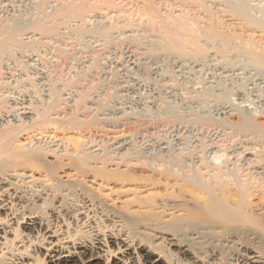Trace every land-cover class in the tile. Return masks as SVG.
I'll list each match as a JSON object with an SVG mask.
<instances>
[{"label": "rangeland", "instance_id": "rangeland-1", "mask_svg": "<svg viewBox=\"0 0 264 264\" xmlns=\"http://www.w3.org/2000/svg\"><path fill=\"white\" fill-rule=\"evenodd\" d=\"M12 1H13V3H12ZM41 1L42 0H38V1L37 0H22V2H21V0H8V1L7 0H0V13H2V14H0V30L2 29L0 32H2L3 30H4L3 32L8 31L10 29V26L13 25L12 23H14L15 19H17L16 21L18 23L22 20L20 22L21 28L19 31L22 33L18 32V35H16L17 39H14V40L12 39L14 42L9 41V43H8L9 45L5 47L2 54L0 53V60H1L0 61V63H1L0 64L1 65L0 66V72H1V70L3 72V73L2 72L0 73V106H5V108L2 107V109H5L4 110L5 112H7L6 110H8V111L10 110V112H7L10 114L11 111H12V113L14 111H18L19 110L18 107L20 106V105L15 106L13 104L11 105L13 100L16 99L15 101L16 102L18 101L19 103H21L22 102L21 100H23L26 102L24 104V107H27L30 104L31 106H28V107L33 108L32 111L35 112V114L33 115L34 117L32 119L33 121L31 120L32 122H28V121L26 122L25 120L19 118L16 121L14 120V121L10 122L9 124L4 123V125L1 127L2 131H6V132L8 131V133H9V130H10V132L12 131V133H13L11 135V137L14 136V138L9 143L11 146L8 144L12 148H9V149H11V150L13 149L14 151L20 150L21 152L22 151L24 152L25 149L29 150V148L32 150H33V148L35 150L39 149L38 151L41 153V155L43 157V161H45V162H47L48 160H54V158H62V157L73 158L77 161H80L82 159H88V161L90 162L89 165L92 164L91 167L98 164L97 165V167H99L98 170L102 171L106 175V177L103 178L104 180H102L101 177L100 178L98 177L95 184L94 183H86L85 184L84 182L82 183V180L80 178L79 179L77 177L75 178L74 175H72V171L75 169V165L69 166L70 167L69 169H65V170L63 169L65 172L64 174L66 175L69 173V175H66L67 178L65 175H62V176H65L64 178H62V180H66L64 183L65 186L72 189V191H66V189H64L65 187L64 188L62 187L63 189L60 187V189H62V191H60V192L64 195L62 197L64 202H66V204L69 202V204H67L68 208L70 206V209H71V206L74 204L75 205L72 206V208L76 207V204L78 203V200H77L78 195L75 192H78V191H76L77 189H81L83 191V193H85L87 196H89V197L93 196V198H95L94 200L96 202V205H98L100 207V208H98V211L99 212L102 211V214H98V216H96L95 218H92V219L90 218L88 220L85 218L81 222L80 220L83 218L84 215L80 214V215L75 216V218H73L71 220V222L70 221H69V223L65 222V224L67 226L61 225V230H63V231L67 230V234L72 236V237L68 238L69 241L75 242L79 238L80 239H90V237H93V234H94L93 232H94L95 228L96 229L102 228L101 233H103V235H110V233L112 231L116 232L118 230V228H120L121 232L122 231H124L123 233L128 232L127 234H129L130 236L132 235V236H135L137 238V240L139 239L138 242H141V241L143 243L144 242L149 243L150 241L157 242L155 240V238L153 237V233H151V231H149V229H148L149 228L148 225H150L151 222L147 221V219H144L145 216H147V215L143 216L145 214L144 211L146 209L140 205H137V202L134 201V197H135L134 194L138 191L133 193L134 192L133 190H136L137 188H138L137 190H139V191L141 190V188H143L142 190H144L146 185L149 184V182L148 181L146 182V180L144 179V177H146V176L142 177L143 173L141 174L142 176H140V178H138L139 177L138 176L136 179H133V178L131 179L130 174H132V173L128 172V170H130L131 168L132 169L133 168L134 169H140V170H144V172L147 174V173L153 172V170H155V167L160 169L161 166L158 167V165H156V163L159 164L158 158H160L158 151H157L158 149H156V147L162 143L165 145L170 144V143L174 144L175 142H177L180 139H182V140H180L179 142L180 143L183 142L182 143L183 145L181 146L183 151L181 154H178V153L175 154L179 158L181 156H184L185 154H187L185 156H188L189 152L190 153L192 152L196 157H198L200 159V157H202L203 156L202 154L204 153L203 149L205 148V146L207 144L211 143L210 142L211 140L213 142L215 140L217 141V143H216V141L214 142L215 147H218V148L222 147L223 149L228 147V146L230 148L231 145L235 144V142L237 143V142H240V140H242L243 143L238 144L239 148L241 149L240 151L243 152L246 148H249V147H245V146H248L247 142L250 141L249 139H251L252 141L256 140V139H252V136H250V138L244 137L245 139L243 137H241V139L239 140L240 137H238V135L235 133L237 131H234V133H235V135H234V133H233V131H231L232 129L230 127L226 129L227 131L225 129H223L222 127H218V128H220L218 131L217 126L215 125L216 123L213 122L214 120L216 121L215 117L216 118L218 117L221 120H223V118H224L223 121H226V123H225L226 126L227 125L228 126L229 125L235 126L238 124L240 125V123H242V122H240V120L237 117L235 118V116L233 117V116L228 115L229 117H227V115H225V117L224 116L219 117V115H217L215 112H212L211 108H212V105L214 104V100L212 101L211 95L215 92H216V94L220 93L219 96H222L221 99L224 100L225 102H228V100H230V102H228V103L233 104V106L235 105L234 107H236V108L239 107L240 109L241 108L244 109L247 107L249 110H251V113L253 112V116L257 117L260 115L258 111L262 110L261 107L264 108V106H262L261 104H259L257 102V99H255L256 97L254 95H250V96L248 95V97L245 96L244 100L240 99V97H239L240 95H237L241 91H243L244 87L247 88V85L249 87V83L251 82V80H248V79H253L250 76H258V74L257 75H254V74L251 75V73H247V75H245V78L243 79L244 74H246L245 72H247V71H242V72L239 71V74H238V71H236L237 73H235V71H234L233 74H235L236 76L238 74V77H235V75H233L232 72H230L232 75L229 74V76H233L235 78L232 79V78L227 77L230 79L229 80V79H226V77L224 78V76H226V75L228 76V72H227V74H224V73L222 74V72L225 71V69H222V68L224 65L229 64L230 62L232 63V61H233V64L237 63V61L239 60L238 58L243 56L241 59L242 60L244 59V60L242 61L240 59L239 62L241 61L244 64H246V66H248V67L251 66L252 68H253V66H254V68L256 66V68H258V70H260V72L262 71L261 72L262 74H260V75L264 76V62L262 65V64H260L262 61L261 62L258 61L259 64L257 65L256 64L257 61L249 59L250 57H247L248 55L245 56L246 54H248L247 52H245L246 49L245 50L241 49L242 48L241 45L246 46V45H248L249 42H250V45L251 44H253L254 46L257 45V47L255 46V48L257 50H260L259 48L264 49V44H263L264 43V32H262L261 28L258 29L257 27H248V29H247L246 27H244L245 26L244 23H246V22H244V20H242L241 18L236 17V16H235L236 17L235 18L233 15L231 16V14H232L231 12H229L230 14L225 12V9H226V11H229L230 5H228L227 4L228 2L226 3L225 1H224L225 3L221 2L223 0H201V1L200 0H48V1L44 0L42 2ZM202 1H204V2H202ZM229 1L232 3L231 5L234 6L233 3L237 0H229ZM245 1H246L245 2L246 4L249 2L247 5H250L249 8H247V9H250V11H251V9H253V7H254L255 11L253 9V13L255 12L254 14L256 16H259L258 14L261 11H263V13H264V6H263L264 0H245ZM10 3L16 7L15 8L13 6H10V9L12 7L11 12H10V9L7 10V8H9V6L7 7V5L8 4L11 5ZM237 3L239 4L240 1L238 0ZM245 3L243 0H241L240 4L243 5L244 7H248L247 5L245 6ZM253 3H256V4H253ZM81 4L83 7L86 6V8L88 6H90L87 9L88 11L86 10V8L85 9L83 8L84 12L86 11L85 13L82 12L83 10L81 11V13L84 17H81V14L78 13L80 16H78V18H75L74 14L73 15L70 14V13H72V12H70L72 10L71 8H70L71 10L68 9L70 12L69 13L70 15L67 13L68 12L67 8L69 6H72V7L74 6V8H75L78 6L80 7ZM257 4H258L259 8L257 7ZM75 5H78V6H75ZM260 5L263 7V9L261 11H259L262 8ZM39 6H40V8H39ZM197 6H199V7H197ZM202 7H204V8H202ZM206 8L209 9V11ZM5 9L7 10V12ZM15 9H17V10L19 9V10L17 11ZM60 9L64 12V13H62V15H61ZM213 9H214V11H213ZM256 9H259V10L256 11ZM13 10L16 12H14ZM210 10H211L212 14L208 13V12H210ZM42 12H44V13H42ZM40 13H42V14H40ZM65 13H67V14H65ZM213 13H214V15L215 14L216 15L212 17ZM253 13H252V15H253ZM10 14H12V16ZM46 14H47V16H46ZM75 15H77V14H75ZM255 15H253V16H255ZM263 15H262V13H260L261 17H264ZM43 16H46V17H43ZM61 16H62V18H60ZM48 17L51 18V20ZM73 17H74V19H73ZM79 17L83 18V20L80 19ZM85 17H86V19H85ZM211 17L213 19H211ZM24 18H26V19H24ZM11 19L14 21H12ZM91 19H93L92 21H94V20L95 21L92 23ZM223 19H225V20H223ZM256 19H259V22H260V18L256 17ZM175 20H177V21L175 22ZM57 21H59V22H57ZM180 21H183V22L180 23ZM261 21H263V18L261 19ZM26 22L28 24H25ZM29 22H31V23H29ZM95 22H96V25H95ZM185 22L186 23L188 22L189 25H187L188 23L186 24ZM263 22H260V23H263ZM127 23H129V24H127ZM164 23H165V26L168 25V26H170V28L173 27L174 29H177L183 23H185L188 27L191 25L190 29L189 28L187 29V26L185 25L186 26L185 28L188 30V32H186L185 34H180V36H179L180 39L177 36V34H174V38L172 36L173 39L171 38V40H174L177 38L179 40V42H178V40H176L177 43L174 40V42L176 44H173L171 42L175 48L170 46V43L168 41L169 38H167V37H170L171 35L167 36V32L165 31L166 30L165 27L164 26L160 27ZM22 24L24 27L22 26ZM123 24H125V25H123ZM198 25L200 28H203V29H206V28L209 29L210 28L209 26H211V25H212L211 27L215 26V28L217 27L216 30L221 32V33L222 32L223 33H225V32L230 33L232 28H235L237 33H240V34L244 31L242 34V36H243L242 41L244 44L242 43V41L239 42L240 40H235L234 43L236 41H238V42H236L233 46H236V44H240L239 46L237 45L239 47V52H238V50H236L237 49V46H236L234 51H233V48H231L232 50H230V52H229L230 54H229L228 52L221 51V50H223L222 48L224 47L222 45L224 42L221 40V38L218 40L219 41V45H218V41L216 40L217 38L214 41H212L206 36V37H204L205 38V40H204V38H203L204 35H203L202 37H200L201 39H199V41L202 42V45L205 43L206 48H204L203 47L204 45H203L202 47H200V48H202L201 50L200 49H199V51L194 50V49H197V47H199V46L196 47L195 46L196 44L193 46H192V44H189L190 46H187L188 44L186 45V43L189 41L186 40V38L189 40L191 39L189 31L192 32L191 29L194 30L195 28L196 29L194 31H197L199 28ZM26 26H28V27H26ZM41 26L44 28H42ZM119 27H120V29H119ZM243 27L245 29H243ZM22 28H23V30L25 29L24 32H23ZM47 28H49V29H47ZM104 28H106V29H104ZM180 28H182V26ZM180 28H178V29H180ZM47 30H49V31L52 30V31L48 32ZM161 30H163V31L161 32ZM175 32H177V31H175ZM183 36H185V37H183ZM181 37H183V40L185 38V41H182ZM18 38H20V39H18ZM244 39H245V41H244ZM180 40H181V43L185 42L184 46L186 45L187 48H189V50H187V48L184 47L180 43ZM252 42H254V43H252ZM164 43H166V44H164ZM178 43H179V47H177ZM196 43H198V42H196ZM206 43H208L211 47H214V45L217 47L211 48V47H209V45H206ZM199 45L201 46V44H199ZM184 48H186V50H183ZM172 49L174 51H172ZM203 49L205 52L203 51ZM212 49H213V51H212ZM37 51H40V52H37ZM193 51H195V52L193 53ZM196 51L198 52V54L196 53ZM215 51L219 54H217ZM241 51H242V53H241ZM232 52H233V54H232ZM186 53H187V55H186ZM188 53H190V54H188ZM214 53H216V54H214ZM226 54L229 55V59L227 58L228 56ZM163 55H165V56H163ZM239 55H241V56H239ZM185 56H187V57H185ZM189 56H191V57H189ZM244 56L247 58H244ZM36 57H37V59H36ZM224 57L227 59H225ZM93 58H94V60H93ZM189 58H191V60ZM199 59H201V61ZM203 59H205V60H203ZM216 59L219 61H216ZM234 59H236L235 63H234ZM181 60L184 62V64L183 63L180 64V62H182ZM221 60H222V62H221ZM225 60H227V61H225ZM25 61H26V63H25ZM193 61H195V62H193ZM252 61L253 62L255 61V62L253 63ZM251 62H252V64H251ZM248 63H250V64H248ZM178 64L180 66L183 64L182 65L183 67L181 66V69H180V66L178 67ZM110 65L111 66L113 65L112 68H110L111 67ZM236 65H238V64H236ZM240 65H242V64H240ZM140 66H141V68H140ZM161 66H163V68ZM234 68H238V67H234ZM234 68H232V69H234ZM220 71H221V73H219ZM252 72L254 73V71H252ZM46 73L48 74V76ZM9 75L11 78L9 77ZM197 75H198V77H197ZM3 76H8L9 79H11V80H7L8 78L5 79ZM246 76H247V78L248 77L249 78L247 79ZM144 77H145V79H143ZM219 77H221V79L223 77L224 80L223 79L222 80L224 82ZM225 79L227 81H225ZM231 79H232V81H231ZM217 80L219 81V83L217 82ZM247 81H249L248 84H247ZM179 82H180L181 86H180ZM214 82L215 83L217 82V83L214 84ZM245 82H246V84H245ZM14 83H15V85H18V87H16L14 85ZM121 83L123 85H127V86L130 85L131 87H129V89H128L129 91L128 90L126 91L125 90L126 88L122 87L123 85L121 86ZM232 83H234L233 84L234 88H232L233 87ZM240 83H242V84H240ZM223 84L226 87H224ZM194 85H195V87H194ZM217 85L218 86L221 85L220 87H222V88H220V89H222L224 93L218 91ZM12 86H14V87H12ZM166 87H167V89H166ZM223 88L225 89V91ZM228 88H230L231 90ZM159 90H160V92H159ZM188 90H189V92H188ZM228 90H229V92H228ZM238 91H239V93H238ZM9 93H11L12 98L10 97ZM52 93H54L55 95ZM141 93H143V94H141ZM161 93H162V95H161ZM134 95L136 96V98ZM196 95H197V97H196ZM184 96L185 97L187 96V97L185 98ZM205 96H206V98H205ZM226 96H228L229 98ZM209 97H210V99H209ZM150 98H152V99H150ZM248 99H249V103H248ZM245 100H246V102H245ZM180 101L182 102V104L180 103ZM203 101H205V102L203 103ZM9 102H10V104H9ZM121 104H123V105H121ZM203 105H205V106L202 107ZM206 105H209V106H206ZM14 107H15V109H14ZM16 107L18 110H16ZM20 107H22V106H20ZM49 107L50 108L52 107L51 108L52 110L49 112L50 115H48V117L54 123V124H52V123L50 124L51 130L58 127L59 128V129L57 128V130L59 131L58 135L59 136L63 135V137H62V139H61V137L60 138H54L52 140L49 139L51 141H48V140H46L47 138H44V139H42L43 142L40 141L39 142L40 144L39 143L37 144L36 140L27 138V136H29L31 134H27L26 132L28 131V129L30 127L34 128L36 125H37V127H39L41 125L40 122H43V121L39 117L40 113H41V111L42 112H45L46 110L48 111L49 109H47V108H49ZM31 108H30V110H31ZM23 110L20 109L19 112L22 113ZM27 110H29V109H27ZM146 110H148V111H146ZM192 110H193V112H192ZM140 111H142V113ZM168 111H169V115L167 114ZM164 113H166L165 114L166 116L164 115ZM212 113L216 114L215 117L213 116ZM145 114H146V116H144ZM151 114H153V115H151ZM182 114H183V116H182ZM137 115H139V116H137ZM173 116H176V117H173ZM110 117H112V118H110ZM249 117H251V118L249 119ZM247 118H248V122H249V120L254 121V122L250 121L251 125H253V123L256 124L257 121L264 123L263 122L264 117L258 118V120H256V122L254 120L256 118L252 117L250 114L247 115ZM170 120H171V122H170ZM204 120H205V122H204ZM210 120H211V122H210ZM55 122H57L59 124V126ZM31 123H33V124H31ZM39 123H40V125H38ZM79 123H81L82 125ZM211 123H212V126H211ZM227 123H229V124H227ZM12 124L15 126H13ZM10 125H12L13 127L9 129ZM23 125H26V126L24 127ZM78 125H80V126H78ZM213 125H214V127H213ZM218 126H219V124H218ZM21 128L22 129L24 128V129L22 130ZM11 129H14V131ZM221 130L222 131L224 130V131L222 132ZM213 131L215 133L217 132V134H215ZM28 132H30V131H28ZM231 133H233V135ZM178 134L179 135L181 134V135L179 136ZM64 135L66 137L69 135L70 139H71V137L73 138V136L76 138H79V139H77L78 141H76L77 143L78 142L79 143L76 145V142L73 143L74 142L73 139H75V138L71 139V141H70L69 139L64 138L65 137ZM176 137H178V138H176ZM179 137H180V139H179ZM182 137H184V138L186 137V138L184 139ZM31 138H33V137H31ZM167 138H168V140H167ZM124 139H127V141L131 144V145H129L130 148L127 147L128 149L126 148V149H123L124 151L123 150L119 151L115 147H117V143L119 141L124 140ZM169 139L171 142L169 141ZM27 140L28 141L33 140L34 142H32V143L33 144L35 143V144L34 145L31 144V142H28ZM175 140H177V141H175ZM246 140H247V142H246ZM50 142H52V144H53V145L51 144L52 147H50L51 146L49 144ZM245 142H246V144H245ZM12 143H13V145H12ZM28 143H29V145H28ZM54 143H55V145L58 144V146H54ZM21 144H23V145H21ZM189 144H191V145L189 146ZM19 145H20V147H19ZM183 146H184V148H183ZM15 147H17V148H15ZM31 147H33V148H31ZM151 148L152 149L155 148L156 152H155V150H152ZM243 148H245V149H243ZM256 148H257L256 150L255 149L254 150L253 149H251V150L247 149L246 150L247 153H245V151H244L241 154L242 156H244L242 158H241L240 154L232 155L231 158L234 157L233 161H230L229 164L227 163V165L223 164L224 168H225V170H224V168H223V170L226 171V170H228V168H229V170H233V168H234L233 162L235 160L238 161V162H236V163H238V165L245 163L244 169H246L245 170L246 172L243 173L240 170L238 173L240 174L242 172L240 174L241 175L240 180L246 182L248 179L247 178L248 176H246L244 174L248 173V171H249L248 169H250V167L252 168V166L255 165L256 162L259 160V158L262 156L261 152L259 151L261 149V147L257 146ZM149 149H151V150H149ZM182 149L180 148V150H182ZM49 150H50V152H48ZM180 150L178 151L179 153L181 152ZM262 151H264V150H262ZM151 152L153 154H151ZM194 152H196V153H194ZM10 153H11V151H10ZM58 153L62 156L61 157L57 156V155H59ZM9 155L13 156V153L8 154L6 156H9ZM238 155H239V157H236ZM245 156H247L246 159H245ZM8 158L11 159L10 156ZM94 158H96V161ZM150 158L157 159V161L156 160L150 161ZM237 158H238V160H237ZM240 158L242 160V163L240 162L241 161ZM154 161H156V162H154ZM42 164H44V163L41 162V163L36 164V165L27 166L28 168L24 169L25 171H23V170L20 171L21 173L25 172L28 175H32L31 178H28V180H26V181H29L27 183V186L30 185V190H28L29 192L25 193V200L23 199L24 202H23L22 207H21L22 209L20 208L21 205H19V208H20L19 211L20 212L18 214V216H20V217H23L24 213L27 214L26 216L24 215L26 219L24 220L23 223H21V222L19 223V228H18L20 230H23L24 236L21 237V240H25V241H26L25 238H28L29 240L32 241L36 237V230H39V229L41 230V234H38L39 237L42 235V233H44L46 231L45 224H43V225L37 224L34 227L26 226L29 214L35 213L37 211L36 212L37 214L36 213L35 214L38 217L44 218L43 220L46 219L47 221L49 219L52 220V217L51 218L49 217L52 214L51 209H50V207H51L50 205L47 206L46 204H42V202H40L39 204H42L43 206L39 207L38 209L36 208V210H35V208L32 207V205H30V203H29V202H31V199H32L33 193H34L33 191H31V187L37 183L41 184V183L45 182L44 180L46 179V177H45L46 170L44 169V167H46L49 164L45 163L46 165H44V166ZM200 165H202V163L199 162V165H197L196 168L198 169V171L203 170L200 173L204 174V171L206 170V168H204L205 166L203 165L202 168H200L201 169L200 170L198 168V166L201 167ZM213 165H215V164H213ZM228 165H229V167H228ZM248 165H250V166H248ZM21 166L22 165H20V167ZM215 166H213V167H215ZM225 166L228 168L226 169ZM188 168H186V170H185V172L187 171L186 174L187 175L189 173L192 174V171H190V169L187 170ZM239 168H241V166ZM239 168H238V170H239ZM254 171L255 170H252V172H254ZM216 172H218V171L214 170V172L212 171V174H214ZM205 174H206V172H205ZM59 175L61 176V173ZM254 176H256V174L250 178L253 182L255 180ZM205 177L207 179L208 174ZM244 177L246 178V180ZM258 177L259 176H257V178ZM245 182H243V183H245ZM80 184H81V186H80ZM98 184H102V186L101 187L97 186ZM73 189L75 191H73ZM157 190L159 191L160 188H158V187H157V189L151 188L149 191L144 190L140 193L138 192L137 194H138V196L143 197L144 195H147L149 192L152 193V192L157 191ZM72 192H73V195H72ZM74 194L76 195L77 198L75 197ZM28 199H29V202L27 201ZM72 199H76L77 202L72 200ZM133 201H134V203H133ZM252 201H253V203L254 202L257 203V202H259V199L255 197V199L253 198ZM70 202L71 203L76 202V203H73L71 205ZM28 204L30 205L29 208H27ZM24 205H25V207H24ZM23 207H24V209H23ZM31 207H32V209H31ZM21 210H22V212H21ZM95 211H96V208H95ZM134 211H136V212H134ZM156 212H158V211H156ZM90 214L93 215L94 211L90 212ZM158 214L156 213L157 216L155 218H157L159 216ZM109 215H112V216H109ZM108 216L109 217H113V216L116 217L117 216V218L115 220H117L119 222L114 223L112 220L110 221L109 220L110 218H107ZM100 217H101V219H100ZM159 219L160 218L155 219L154 220L155 223L157 222V224L160 225V223H161V225H163L162 219H160V220ZM83 221H85V223H83ZM93 221L97 222V225L92 223ZM89 222H91V224H93V226H95V225L96 226L95 227H89L88 226ZM148 222H149V224H146ZM98 223H99V227H98ZM113 223H114V225H113ZM259 234L261 235L259 237L260 239H258L259 240L258 241L259 246L261 245V247L263 248L264 247V231L259 229ZM48 240H50V239H48ZM48 240H45V241H48ZM18 241H20V240H18ZM21 244L22 243H18L19 246ZM68 244L71 246V242H68L67 245ZM108 246H110L111 249H115V250L117 249L116 245H114L112 243L109 244ZM45 247H46V243L42 244V243L37 242V241L35 242V239H34V241L31 244V247H29L23 253L21 252L22 256L24 254L27 255V258L25 259L24 264H36V260L41 259V255H43V256L45 255L44 254L46 252L44 250ZM42 264H52V263L49 261L48 256H45L44 261H42ZM72 264H86V263L84 262V257L77 255V256H75V261H72ZM100 264H104V262L100 263Z\"/></svg>", "mask_w": 264, "mask_h": 264}, {"label": "bare ground", "instance_id": "bare-ground-1", "mask_svg": "<svg viewBox=\"0 0 264 264\" xmlns=\"http://www.w3.org/2000/svg\"><path fill=\"white\" fill-rule=\"evenodd\" d=\"M8 1V0H7ZM38 1V0H37ZM44 1V0H42ZM41 1V2H42ZM46 1V0H45ZM48 1V0H47ZM201 1V0H200ZM228 2L227 4L230 5L229 6V11L225 12L229 13L231 12V16L233 15L234 17H239L242 20H244L245 26L247 29L248 27H257L258 29H262V32H264V17L260 16V13H262V15L264 14L263 11H261L263 9V7L259 10L261 11L258 15L260 16H256L253 13V9H247L249 8L250 5H247L245 3V6L247 5L248 7H244L243 5H241V0L240 3L238 4L237 1H235L233 4L234 6H232L231 2L228 0H223L221 2ZM22 2V0H21ZM31 2V1H30ZM29 2V3H30ZM204 2V1H202ZM220 2V1H219ZM224 2V3H225ZM254 2V1H253ZM13 3V1H12ZM15 3V2H14ZM20 3V2H19ZM39 3V2H38ZM47 3V2H46ZM49 3V2H48ZM206 3V2H205ZM237 5H236V4ZM259 3V2H258ZM264 3V2H263ZM11 4V3H10ZM21 4V3H20ZM26 4V3H25ZM42 4V3H41ZM44 4V3H43ZM53 4V3H52ZM204 4V3H203ZM226 4V5H227ZM243 4V3H242ZM256 4V3H253ZM16 5V4H15ZM32 5V4H31ZM39 5V4H38ZM47 5V4H46ZM68 5V4H67ZM207 5V4H206ZM9 6V8H7ZM11 5H7V10L10 9ZM18 6V5H17ZM42 6V5H41ZM78 6V5H75ZM92 6V5H91ZM200 6V5H199ZM197 6V7H199ZM256 6V5H255ZM264 6V5H263ZM3 7V6H2ZM15 7V6H13ZM21 7V6H20ZM34 7V6H33ZM67 7V6H66ZM90 6H88L86 8L82 6V4L80 5V7H75L74 6H69L67 8V13L69 14H74L75 18H78V16H80L79 14H81V17H84L81 13V11L83 10V8L86 10L89 8ZM220 7V6H219ZM228 7V6H227ZM257 7L259 8L258 4ZM256 7V8H257ZM16 8V7H15ZM38 8V7H37ZM40 8V6H39ZM53 8V7H52ZM72 10H71V9ZM74 8V9H73ZM95 8V7H94ZM99 8V7H98ZM204 8V7H202ZM252 8V7H251ZM12 9V7H11ZM10 9V12L12 11ZM20 9V8H19ZM18 9V10H19ZM63 9V8H62ZM70 9L71 11L69 12ZM207 9V8H206ZM205 9V10H206ZM222 9V8H221ZM224 9V8H223ZM6 10V9H5ZM6 10V12H7ZM17 10V9H15ZM17 10V11H18ZM40 10V9H39ZM38 10V11H39ZM47 10V9H46ZM61 10V9H60ZM66 10V9H65ZM204 10V9H203ZM209 11V9H207ZM217 10V9H216ZM14 11V10H13ZM21 11V10H20ZM28 11V10H27ZM59 11V10H58ZM88 11V10H87ZM91 11V10H90ZM89 11V12H90ZM214 11V9H213ZM212 11V12H213ZM255 11V9H254ZM258 11V12H259ZM16 12V11H14ZM61 15L62 13H64L62 10L60 11ZM84 12V10L82 11ZM86 12V11H85ZM84 12V13H85ZM224 12V13H225ZM4 13V12H3ZM20 13V12H19ZM31 13V12H30ZM44 13V12H42ZM40 13V14H42ZM46 13V12H45ZM51 13V12H50ZM59 13V12H58ZM57 13V14H58ZM65 13V14H67ZM79 13V14H78ZM206 13V12H205ZM210 14V12H208ZM223 13V14H224ZM255 15L253 16L252 15ZM2 14V13H0ZM14 14V13H13ZM69 14V15H70ZM77 14V15H75ZM88 14V13H87ZM147 14V13H146ZM151 14V13H150ZM209 14V15H210ZM222 14V13H221ZM230 14V13H229ZM7 15V14H6ZM12 16V14H10ZM18 15V14H17ZM21 15V14H20ZM24 15V14H23ZM51 15V14H50ZM71 15V16H72ZM85 15V14H84ZM216 15V14H215ZM214 13L212 15L215 16ZM218 15V14H217ZM29 16V15H28ZM47 16V14H46ZM43 16V17H46ZM55 16V15H54ZM53 16V17H54ZM142 16V15H141ZM264 16V15H263ZM17 17V16H16ZM22 17V16H21ZM25 17V16H24ZM34 17V16H33ZM50 17V16H49ZM48 17V18H49ZM52 17V16H51ZM211 17V19H213ZM235 17V18H236ZM256 17L260 18V23L259 19H256ZM31 18V17H30ZM62 18V16L60 17ZM80 18V17H79ZM152 18V17H151ZM263 18V21H261V19ZM9 19V18H8ZM13 19V18H12ZM11 19V20H12ZM20 19V18H19ZM23 19V18H22ZM26 19V18H24ZM33 19V18H32ZM37 19V18H36ZM45 19V18H44ZM51 20V18H49ZM74 19V17H73ZM83 20V18H80ZM86 19V17H85ZM94 19V18H93ZM91 19V21L93 20ZM159 19V18H158ZM165 19V18H164ZM182 19V18H181ZM17 19L12 20L14 21V23H12L13 25H9L10 29L6 32H0V53L2 54L3 50L5 49L6 46H8L9 41H13L14 39H17L16 35H18V32L20 31V21L19 23L16 21ZM34 20V19H33ZM32 20V21H33ZM56 20V19H55ZM78 20V19H77ZM166 20V19H165ZM225 20V19H223ZM258 20V21H257ZM61 21V20H60ZM81 21V20H80ZM88 21V20H87ZM95 21V20H94ZM92 21V23L94 22ZM154 21V20H153ZM177 20H175L176 22ZM217 21V20H216ZM220 21V20H219ZM11 22V21H10ZM17 22V23H16ZM50 22V21H49ZM59 22V21H57ZM56 22V23H57ZM69 22V21H68ZM162 22V21H161ZM179 22V21H178ZM183 21H180V23ZM214 22V21H213ZM31 23V22H29ZM38 23V22H37ZM44 23V22H43ZM61 23V22H60ZM85 23V22H84ZM186 23V22H185ZM185 23L181 24L182 28L180 29H174L173 27L170 28V26H165V23L163 25H161L160 27H165V31L167 32V36L171 35L168 41L170 43V46H172L173 48L174 45L176 44V40H171L172 36L174 38V34H177V36L179 37L180 34H185L186 32H188V28L190 29V26L188 27L187 25H189V23L186 25ZM223 23V22H222ZM221 23V24H222ZM227 23V22H226ZM25 24H28L27 22ZM24 24V25H25ZM49 24V23H48ZM100 24V23H99ZM117 24V23H116ZM129 24V23H127ZM179 24V23H178ZM177 24V25H178ZM191 24V23H190ZM195 24V23H194ZM3 25V24H2ZM60 25V24H59ZM96 25V22H95ZM101 25V24H100ZM113 25V24H112ZM119 25V24H118ZM125 25V24H123ZM134 25V24H133ZM160 25V24H159ZM158 25V26H159ZM175 25V24H174ZM187 26V29L185 28ZM193 25V24H192ZM214 25V24H213ZM219 25V24H218ZM5 26V25H4ZM23 26V24H22ZM48 26V25H47ZM53 26V25H52ZM79 26V25H78ZM104 26V25H103ZM110 26V25H109ZM122 26V25H121ZM212 26V25H211ZM209 26V29H203L200 28L198 25V30L194 31L193 29L192 32L189 31V34L191 36V39H187L189 42L186 43L187 46H190L189 44L195 45L197 47V49L194 50H201L203 45L204 48L205 47V43L202 45V42L199 41V39H201L200 37L203 38L204 37H208L210 40L214 41L216 38V40L218 41L220 38L221 40L224 42H222L221 44L224 46L221 51H225V52H230V50H232L231 48H233V51L235 49V47L240 44H236V46H233L235 43V40H240L239 42L242 41L243 39V32L237 33L235 28H230L231 32H225V33H221L219 31L216 30L215 26L211 27ZM24 27V26H23ZM28 27V26H26ZM42 27V26H41ZM51 27V26H50ZM49 27V28H50ZM54 27V26H53ZM52 27V28H53ZM105 27V26H104ZM233 27V26H232ZM243 27V29H245ZM7 28V27H6ZM40 28V27H39ZM44 28V27H42ZM47 28V29H49ZM74 28V27H73ZM80 28V27H79ZM99 28V27H98ZM97 28V29H98ZM116 28V27H115ZM125 28V27H124ZM215 28V29H214ZM5 29V28H4ZM51 29V28H50ZM106 29V28H104ZM103 29V30H104ZM120 29V27H119ZM162 29V28H161ZM182 29V30H181ZM227 29V28H226ZM229 29V30H230ZM239 29V28H238ZM242 29V30H243ZM2 30V29H1ZM0 30V31H1ZM6 30V29H5ZM23 30V28H22ZM21 30V31H22ZM25 30V29H24ZM23 30V32H24ZM44 30V29H43ZM59 30V29H58ZM70 30V29H69ZM81 30V29H80ZM79 30V31H80ZM99 30V29H98ZM102 30V29H101ZM180 30V31H179ZM241 30V31H242ZM48 32L52 31V30H47ZM63 31V30H62ZM163 30H161L162 32ZM164 31V32H165ZM177 31V32H175ZM179 31V32H178ZM222 31V30H221ZM45 32V31H44ZM58 32V31H57ZM122 32V31H121ZM233 32V33H232ZM239 32V31H238ZM22 33V32H19ZM53 34V33H52ZM59 34V33H58ZM70 34V33H69ZM247 34V33H246ZM262 34V33H261ZM30 35V34H29ZM112 35V34H111ZM114 35V34H113ZM166 35V34H165ZM164 35V36H165ZM201 35V36H200ZM129 36V35H128ZM176 36V35H175ZM176 36V37H177ZM248 36V35H247ZM16 37V38H15ZM81 37V36H80ZM110 37V36H109ZM162 37V36H161ZM185 37V36H183ZM183 37H181L182 41H185V38L183 40ZM188 37V36H187ZM219 37V38H218ZM250 37V36H249ZM85 38V37H84ZM166 38V39H167ZM172 38V39H173ZM260 38V37H259ZM13 39V40H12ZM20 39V38H18ZM122 39V38H121ZM180 39V37H179ZM250 39V38H249ZM255 39V38H254ZM262 39V38H261ZM31 40V39H30ZM99 40V39H98ZM205 40V38H204ZM253 40V39H252ZM19 41V40H18ZM27 41V40H26ZM36 41V40H35ZM82 41V40H81ZM164 41V40H163ZM211 41V42H212ZM245 41V39H244ZM255 41V40H254ZM260 41V40H259ZM14 42V41H13ZM86 42V41H85ZM173 44H172V43ZM179 42V40H178ZM198 42L199 44H201V46L196 43ZM210 42V41H209ZM208 42V43H209ZM247 42V41H246ZM261 42V41H260ZM96 43V42H95ZM168 43V44H169ZM181 43V40H180ZM208 43H206V45H209ZM214 43V42H213ZM243 43V41H242ZM248 43V42H247ZM254 43V42H252ZM258 43V42H257ZM263 43V42H262ZM166 44V43H164ZM183 46L185 44V42L181 43ZM220 44V45H221ZM225 44V45H224ZM244 44V43H243ZM256 44V43H255ZM264 44V43H263ZM178 45V46H177ZM176 46L179 47V43ZM181 45V46H182ZM184 46L187 48V46ZM218 45H219V41H218ZM21 46V45H20ZM164 46V45H163ZM162 46V47H163ZM169 46V45H168ZM180 46V47H181ZM182 46V47H183ZM191 46V47H192ZM237 46L238 52H239V47ZM257 47V45H255ZM255 46L253 44L250 45V42L248 43V45L246 46H242L241 45V49H246L245 52H247L248 54H244L247 57H250L249 59L251 60H255V61H262L260 64L263 65L264 62V49L259 48L260 50H257L255 48ZM13 47V46H12ZM16 47V46H15ZM181 47V48H182ZM209 47H211L209 45ZM217 46L214 45V47L211 48H216ZM220 47V46H219ZM263 47V46H262ZM9 48V47H8ZM11 48V47H10ZM33 48V47H32ZM44 48V47H43ZM166 48V47H165ZM169 48V47H168ZM186 48H184L183 50H186ZM193 48V47H192ZM191 48V49H192ZM208 48V47H207ZM26 49V48H25ZM34 49V48H33ZM84 49V48H83ZM160 49V48H159ZM170 49V48H169ZM168 49V50H169ZM209 49V48H208ZM240 49V50H241ZM17 50V49H16ZM166 50V49H165ZM164 50V51H165ZM187 50H189V48H187ZM206 50V49H205ZM215 50V49H214ZM220 50V49H219ZM218 50V51H219ZM235 50V51H236ZM19 51V50H18ZM36 51V50H35ZM109 51V50H108ZM116 51V50H115ZM128 51V50H127ZM172 51H174L172 49ZM180 51V50H179ZM204 51V49H203ZM213 51V49H212ZM220 51V52H221ZM40 52V51H37ZM162 52V51H161ZM176 52V51H175ZM186 52V51H185ZM195 51H193L194 53ZM202 52V51H201ZM205 52V51H204ZM216 52V51H215ZM8 53V52H7ZM10 53V52H9ZM32 53V52H31ZM113 53V52H112ZM183 53V52H182ZM196 53L198 54V52L196 51ZM217 53V52H216ZM214 53V54H216ZM242 53V51H241ZM240 53V54H241ZM35 54V53H34ZM70 54V53H69ZM132 54V53H131ZM190 54V53H188ZM200 54V53H199ZM219 54V53H217ZM222 54V53H221ZM230 54V53H229ZM233 54V52H232ZM31 55V54H30ZM187 55V53H186ZM211 55V54H210ZM227 55V54H226ZM41 56V55H40ZM130 56V55H129ZM158 56V55H157ZM156 56V57H157ZM160 56V55H159ZM165 56V55H163ZM174 56V55H173ZM198 56V55H197ZM207 56V55H206ZM216 56V55H215ZM221 56V55H220ZM228 59H229V55H227ZM238 56V55H237ZM241 56V55H239ZM244 58H247L245 57ZM120 57V56H119ZM162 57V56H161ZM168 57V56H167ZM182 57V56H181ZM187 57V56H185ZM191 57V56H189ZM200 57V56H199ZM198 57V58H199ZM203 57V56H202ZM214 57V56H213ZM226 57V56H225ZM224 57V58H225ZM243 57V56H242ZM242 57H239L238 59L240 60ZM19 58V57H18ZM33 58V57H32ZM69 58V57H68ZM134 58V57H133ZM164 58V57H163ZM174 58V57H173ZM204 58V57H203ZM218 58V57H217ZM221 58V57H220ZM219 58V59H220ZM225 58V59H227ZM236 58V57H235ZM22 59V58H21ZM37 59V57H36ZM76 59V58H75ZM156 59V58H155ZM161 59V58H160ZM169 59V58H168ZM184 59V58H183ZM191 60V58H189ZM188 59V60H189ZM193 59V58H192ZM196 59V58H195ZM194 59V60H195ZM208 59V58H207ZM213 59V58H212ZM94 60V58H93ZM108 60V59H107ZM117 60V59H116ZM119 60V59H118ZM189 60V61H190ZM197 60V59H196ZM201 61V59H199ZM205 60V59H203ZM210 60V59H209ZM208 60V61H209ZM224 60V59H223ZM234 59V63H235ZM239 60L237 61V63L233 64L232 63L226 64V65H222L223 68L225 69L224 72H222V74H227L228 72V76H224V78L226 77V79L229 78H235L238 77L239 71H247L245 72L246 74H244L243 79L245 78V75H247V73H251L254 75L258 76H250L253 79H248L247 76L246 78L248 80H251V82L249 83V87L247 85V88L244 87L243 91H241L239 94L240 95V99H245V96L248 97V95H254L257 99V102L259 104H261L262 106H264V76L260 75L262 74L260 72V70H258V68H253L251 66H246V64H244L243 62H239ZM242 60V59H241ZM244 60V59H243ZM242 60V61H243ZM1 61V60H0ZM5 61V60H4ZM92 61V60H91ZM157 61V60H156ZM182 61V60H181ZM198 61V60H197ZM213 61V60H212ZM216 61H219L216 59ZM215 61V62H216ZM227 61V60H225ZM224 61V62H225ZM246 61V60H245ZM254 61V62H255ZM33 62V61H32ZM37 62V61H36ZM77 62V61H76ZM95 62V61H94ZM161 62V61H160ZM186 62V61H185ZM195 62V61H193ZM205 62V61H204ZM222 62V60H221ZM229 62V61H228ZM249 62V61H248ZM253 62V61H252ZM251 62V64H252ZM253 62V63H254ZM256 64L258 65L259 62ZM17 63V62H16ZM24 63V62H23ZM26 63V61H25ZM28 63V62H27ZM42 63V62H41ZM137 63V62H136ZM184 62H180V64ZM199 63V62H198ZM206 63V62H205ZM217 63V62H216ZM215 63V64H216ZM1 64V63H0ZM7 64V63H6ZM22 64V63H21ZM101 64V63H100ZM182 64V65H183ZM214 64V65H215ZM238 64V65H236ZM242 64V65H240ZM250 64V63H248ZM8 65V64H7ZM10 65V64H9ZM29 65V64H28ZM94 65V64H93ZM109 65V64H108ZM128 65V64H127ZM181 65V66H182ZM198 65V64H197ZM205 65V64H204ZM209 65V64H208ZM219 65V64H218ZM217 65V66H218ZM1 66V65H0ZM42 66V65H41ZM40 66V67H41ZM86 66V65H85ZM111 66V65H110ZM113 66V65H112ZM112 66L110 68H112ZM132 66V65H131ZM174 66V65H173ZM180 65L178 64V67ZM180 66V69H181ZM185 66V65H184ZM221 66V67H222ZM16 67V66H15ZM19 67V66H18ZM39 67V68H40ZM115 67V66H114ZM119 67V66H118ZM163 68V66H161ZM183 67V66H182ZM199 67V66H198ZM202 67V66H201ZM234 67H238V68H234ZM259 67V66H258ZM263 67V66H262ZM3 68V67H2ZM11 68V67H10ZM22 68V67H21ZM25 68V67H24ZM23 68V69H24ZM82 68V67H81ZM126 68V67H125ZM141 68V66H140ZM151 68V67H150ZM158 68V67H157ZM203 68V67H202ZM211 68V67H210ZM234 68V69H232ZM204 69V68H203ZM232 69V70H231ZM87 70V69H86ZM138 70V69H137ZM157 70V69H156ZM198 70V69H197ZM24 71V70H23ZM102 71V70H101ZM124 71V70H123ZM131 71V70H130ZM129 71V72H130ZM162 71V70H161ZM193 71V70H192ZM200 71V70H199ZM210 71V70H209ZM235 71V73H237L236 71H238L237 76L235 74H233V72ZM254 71V73L252 72ZM2 72V70H1ZM0 72V73H1ZM16 72V71H15ZM182 72V71H181ZM187 72V71H186ZM190 72V71H189ZM230 72H232L233 75H235V77L233 76H229V74H231ZM240 72V73H241ZM3 73V72H2ZM14 73V72H13ZM48 73V72H47ZM46 73V74H47ZM126 73V72H125ZM131 73V72H130ZM172 73V72H171ZM175 73V72H174ZM184 73V72H183ZM216 73V72H215ZM221 73V71L219 72ZM244 73V72H243ZM242 73V74H243ZM49 74V73H48ZM47 74V76H48ZM123 74V73H122ZM127 74V73H126ZM188 74V73H187ZM190 74V73H189ZM194 74V73H193ZM202 74V73H201ZM231 74V75H232ZM106 75V74H105ZM124 75V74H123ZM186 75V74H185ZM195 75V74H194ZM216 75V74H215ZM214 75V76H215ZM221 75V74H220ZM219 75V76H220ZM21 76V75H20ZM34 76V75H33ZM104 76V75H103ZM119 76V75H118ZM132 76V75H131ZM222 76V75H221ZM5 79L7 80H11L9 79L8 76H3ZM35 77V76H34ZM129 77V76H128ZM177 77V76H176ZM181 77V76H180ZM198 77V75H197ZM202 77V76H201ZM229 77V78H227ZM2 78V77H1ZM11 78V77H10ZM29 78V77H28ZM39 78V77H38ZM46 78V77H45ZM111 78V77H110ZM134 78V77H133ZM174 78V77H173ZM172 78V79H173ZM182 78V77H181ZM204 78V77H203ZM202 78V79H203ZM221 79V77H219ZM109 79V78H108ZM118 79V78H117ZM130 79V78H129ZM128 79V80H129ZM145 79V77L143 78ZM152 79V78H151ZM164 79V78H163ZM196 79V78H195ZM223 79V77H222ZM221 79V80H222ZM225 79V81H227ZM231 79V81H232ZM3 80V79H2ZM34 80V79H33ZM136 80V79H135ZM134 80V81H135ZM150 80V79H149ZM154 80V79H153ZM160 80V79H159ZM219 80V79H218ZM217 80V82L219 83V81ZM224 80V79H223ZM222 80V81H223ZM230 80V79H229ZM116 81V80H115ZM124 81V80H123ZM176 81V80H175ZM209 81V80H208ZM230 81V82H231ZM246 81V80H245ZM19 82V81H18ZM24 82V81H23ZM153 82V81H152ZM156 82V81H155ZM161 82V81H160ZM167 82V81H166ZM216 82V83H217ZM224 82V81H223ZM222 82V83H223ZM234 82V81H233ZM249 81H247L248 84ZM7 83V82H6ZM12 83V82H11ZM10 83V84H11ZM46 83V82H45ZM127 83V82H126ZM149 83V82H148ZM168 83V82H167ZM196 83V82H195ZM214 82V84H216ZM125 84V83H124ZM160 84V83H159ZM166 84V83H165ZM180 84V82H179ZM178 84V85H179ZM191 84V83H190ZM234 83H232L233 85ZM237 84V83H236ZM239 84V83H238ZM242 84V83H240ZM244 84V83H243ZM246 84V82H245ZM13 85V84H12ZM15 85V83H14ZM123 84L121 83V86ZM129 85V84H128ZM172 85V84H171ZM224 85V84H223ZM16 87H18V85H15ZM120 86V87H121ZM155 86V85H154ZM157 86V85H156ZM166 86V85H165ZM177 86V85H176ZM181 86V84H180ZM189 86V85H188ZM187 86V87H188ZM205 86V85H204ZM221 85H217L218 87V91L223 92L222 87H220ZM229 86V85H228ZM236 86V85H235ZM9 87V86H8ZM14 87V86H12ZM24 87V86H23ZM44 87V86H43ZM122 87H125L126 91L129 89V87H131L130 85H123ZM121 87V88H122ZM195 87V85H194ZM197 87V86H196ZM224 87H226L224 85ZM238 87V86H237ZM236 87V88H237ZM243 87V86H242ZM28 88V87H27ZM165 88V87H164ZM205 88V87H204ZM208 88V87H207ZM234 88V85L233 87ZM235 88V89H236ZM240 88V87H239ZM17 89V88H16ZM43 89V88H42ZM118 89V88H117ZM145 89V88H144ZM167 89V87H166ZM178 89V88H177ZM188 89V88H187ZM201 89V88H200ZM224 89V88H223ZM230 89V88H228ZM10 90V89H9ZM19 90V89H18ZM222 90V91H221ZM231 90V89H230ZM239 90V89H238ZM11 91V90H10ZM21 91V90H20ZM63 91V90H62ZM120 91V90H119ZM129 91V90H128ZM171 91V90H170ZM207 91V90H206ZM225 91V89H224ZM19 92V91H18ZM27 92V91H26ZM49 92V91H48ZM59 92V91H58ZM144 92V91H143ZM160 92V90H159ZM176 92V91H175ZM174 92V93H175ZM189 92V90H188ZM229 92V90H228ZM232 92V91H231ZM230 92V93H231ZM33 93V92H32ZM152 93V92H151ZM200 93V92H199ZM213 93V92H212ZM224 93V92H223ZM229 93V94H230ZM235 93V92H234ZM10 97H11V93ZM54 94V93H52ZM134 94V93H133ZM143 94V93H141ZM147 94V93H146ZM207 94V93H206ZM220 93H213L210 97L212 98V101L214 100V104L212 105V112H215L217 115H219V117L227 115V117L230 116H235V118L237 117L240 122V125H227L226 126V121L221 120L220 118H216L215 115L213 114V116L215 117L216 121L214 120L213 122H215L217 129L219 131L220 128L218 127H222L223 129H227V128H231L234 133L235 132L239 138V140L241 139V137H249L252 136V139H256L254 141H252L251 139H249L250 141L247 142L248 146L245 147H249V148H243L245 149V153L247 149H257V146H260L261 149L259 150L262 154V156L259 158V160L256 162L255 165L252 166V168L250 167V169H248V173H245L244 175L248 176L247 181H242L240 180L241 178V173L246 172L244 169V164H240L238 165V161H234V168L233 170H229V165L228 167H226V169L228 168V170L224 171V165H227V163L229 164L230 161H233L234 157H232V155L235 154H240L241 158L244 157L241 154L244 152H241L238 144L243 143L242 140H240V142H235L234 145H231V147L229 148H222V147H215L214 146V142L216 141H212L211 139V143L209 144H205V148L203 149L204 153L202 154L203 156L200 157V159L198 157H196L192 152H189L188 156H185L187 154H183L184 156H181L180 158L177 157V155H175L176 153L181 154L183 149H182V143H180L179 141L182 140H175L177 142H175L174 144H160L159 146L156 147V149H158V154L160 156V158H158L159 164L156 163V165L161 166L160 169L155 167V170H153V172L150 173H145L144 170H140V169H130L128 170V172H131L132 174H130L131 179H136L138 176V178H140V176H142L141 174L143 173L144 179L146 180V182L148 181L149 184L146 185L144 190L149 191L151 188H160V190L158 191H154V192H149L147 195H144L143 197L138 196V192H142L144 190H142L143 188H141V190H133L135 193L134 194V201L137 202V205H140L142 207H144L146 210L144 211L145 218L147 219V221L151 222L149 226V231H151V233H153V237L155 238V240L157 242L154 241H150L149 243H143L138 242L137 238L135 236H130L127 233H123L124 231L121 232L120 228H118V230L116 232H111L110 235H103V233H101L102 228L101 229H96L94 230V234L93 237H90V239H78L75 242L69 241V234H67V230L63 231L61 230V225H66L65 222L69 223V221L71 222V220L73 218H75V216L77 215H84L83 218L80 220L82 222L83 219H92L95 218L96 216H98V214H102V211L99 212L98 208H100L98 205H96L95 202V198H93V196L89 197L87 196L85 193H83V191L81 189H77L75 192L78 195V203L76 204V207L72 208L73 203H76L77 200L76 199H72L76 202L71 203V209L70 206L68 208L67 204H69V202L66 204V202H64L63 200V194L60 192L62 191V189H66V191H72L71 188L66 187L65 186V181L66 180H62V178H64L66 175L68 174H64V170L65 169H69V166L75 165V169L72 171V175H74V177L76 178H80L82 180V183L84 182L86 183H96V180L98 179V177L102 178V180H104L103 178L106 177V175L98 170L99 167H97V165L92 166V164L89 165V161L88 159H82L80 161H77L73 158H54V160H46L47 162L43 161V157L41 155V153L36 149L33 150L29 148L25 149L24 152L22 151H14L13 149H9L12 148L10 147L11 145L9 144L10 141L13 140L14 136L11 137V135L13 134L12 131L10 132V128H12L15 125H10L9 126V133L8 131H2L1 127L4 125V123H10L12 121H16L17 119H23L26 122H32L33 120V115L35 114V112L32 111L33 108H30L28 106H31L30 104L27 107H24V104L26 103L25 101L21 100L22 102L19 103L18 101L16 102L15 100H13V102L11 103V105H20L22 107H18V109H24L22 113L19 112V110L16 107V110L18 111H14L12 113L9 114L7 112H10V110H6L7 112H5V109H2V107L5 108V106H0V264H24L25 259L27 258V255L24 254L23 256L21 255V252L23 253L24 251H26L29 247H31L32 242L35 239V242H40V243H46V249L44 248V250L46 251L43 255H41V259L36 260V264H42V261H44L45 256H48L49 261L52 264H72V261H75V256L79 255L81 257H84V262L86 264H100L103 263L104 264H264V247L262 248L261 245L259 246V237L261 236L260 233L259 234V229L264 231V123H261L260 121H257V123H253V125L250 124L249 120L248 122V118L247 115H251L252 117L256 118L254 119L255 122L256 120H258V118L260 117H264V108L261 107L262 110L258 111L259 112V116H253V112L251 113V110H249L247 107L246 108H236L233 106V104L228 103L230 102V100H228V102H225L224 100H222V96H219ZM14 95V94H13ZM55 95V94H54ZM149 95V94H148ZM162 95V93H161ZM169 95V94H168ZM167 95V96H168ZM191 95V94H190ZM228 95V94H227ZM2 96V95H1ZM9 96V95H8ZM30 96V95H29ZM51 96V95H50ZM123 96V95H122ZM121 96V97H122ZM135 96V95H134ZM139 96V95H138ZM178 96V95H177ZM188 96V95H187ZM186 96V97H187ZM194 96V95H193ZM201 96V95H200ZM208 96V95H207ZM235 96V95H234ZM242 96V97H241ZM14 97V96H13ZM124 97V96H123ZM185 97V96H184ZM185 97V98H186ZM189 97V96H188ZM197 97V95H196ZM209 97V99H210ZM228 97V96H226ZM8 98V97H7ZM12 98V97H11ZM17 98V97H16ZM24 98V97H23ZM26 98V97H25ZM35 98V97H34ZM53 98V97H52ZM131 98V97H130ZM136 98V96H135ZM206 98V96H205ZM208 98V97H207ZM229 98V97H228ZM42 99V98H41ZM51 99V98H50ZM152 99V98H150ZM167 99V98H166ZM182 99V98H181ZM195 99V98H194ZM247 99V98H246ZM250 99V98H249ZM249 99H248V103H249ZM10 100V99H9ZM32 100V99H31ZM164 100V99H163ZM193 100V99H192ZM20 101V100H19ZM49 101V100H48ZM149 101V100H148ZM168 101V100H167ZM11 102V101H10ZM9 102V104H10ZM132 102V101H131ZM155 102V101H154ZM170 102V101H169ZM205 101H203L204 103ZM232 102V101H231ZM236 102V101H235ZM246 102V100H245ZM253 102V101H252ZM8 103V102H7ZM28 103V102H27ZM30 103V102H29ZM32 103V102H31ZM45 103V102H44ZM125 103V102H124ZM161 103V102H160ZM166 103V102H165ZM180 103L182 104V102L180 101ZM198 103V102H197ZM202 103V102H201ZM202 103V104H203ZM207 103V102H206ZM237 103V102H236ZM254 103V102H253ZM200 104V103H199ZM212 104V103H211ZM35 105V104H34ZM43 105V104H42ZM45 105V104H44ZM111 105V104H110ZM123 105V104H121ZM171 105V104H170ZM173 105V104H172ZM177 105V104H176ZM179 105V104H178ZM238 105V104H237ZM260 105V106H261ZM106 106V105H105ZM115 106V105H114ZM143 106V105H142ZM165 106V105H164ZM187 106V105H186ZM205 105H203L202 107H204ZM209 106V105H206ZM211 106V105H210ZM247 106V105H246ZM259 106V107H260ZM9 107V106H8ZM134 107V106H133ZM170 107V106H169ZM193 107V106H192ZM245 107V106H244ZM257 107V106H256ZM52 108V107H51ZM50 107L47 108L49 109L48 111L46 110L45 112L40 113V118L43 122H40L38 125H40L39 127H37V125L33 128L30 127L28 129V131L30 132H26L27 134H31L29 136H27V138L29 139H33L36 140V143L38 144L40 141H42V139L47 138L46 140L51 141L54 138H60L62 139V136H59V131L57 130V128H54L53 130H51L50 124H54L50 118L48 117L49 112L52 110ZM108 108V107H107ZM120 108V107H119ZM158 108V107H157ZM177 108V107H176ZM7 109V108H6ZM15 109V107H14ZM29 109V110H27ZM146 109V108H145ZM154 109V108H153ZM171 109V108H170ZM179 109V108H178ZM208 109V108H207ZM35 110V109H34ZM149 110V109H148ZM146 110V111H148ZM151 110V109H150ZM169 110V109H168ZM173 110V109H172ZM257 110V109H256ZM170 111V110H169ZM169 111H168V115H169ZM237 111V112H236ZM132 112V111H131ZM142 113V111H140ZM193 112V110H192ZM196 112V111H195ZM198 112V111H197ZM257 112V111H256ZM257 112V113H258ZM114 113V112H113ZM124 113V112H123ZM127 113V112H126ZM135 113V112H134ZM133 113V114H134ZM160 113V112H159ZM125 114V113H124ZM144 114V113H143ZM161 114V113H160ZM166 113H164L165 115ZM181 114V113H180ZM200 114V113H199ZM255 114V113H254ZM122 115V114H121ZM153 115V114H151ZM162 115V114H161ZM167 115V116H168ZM176 115V114H175ZM139 116V115H137ZM146 116V114L144 115ZM158 116V115H157ZM166 116V115H165ZM183 116V114H182ZM205 116V115H204ZM113 117V116H112ZM110 117V118H112ZM143 117V116H142ZM170 117V116H169ZM176 117V116H173ZM210 117V116H209ZM208 117V118H209ZM212 117V116H211ZM213 117V118H214ZM43 118V119H42ZM116 118V117H115ZM145 118V117H144ZM158 118V117H157ZM251 117H249L250 119ZM150 119V118H149ZM153 119V118H152ZM163 119V118H162ZM167 119V118H166ZM171 119V118H170ZM174 119V118H173ZM181 119V118H180ZM32 120V121H31ZM39 120V119H38ZM40 120V121H41ZM114 120V119H113ZM176 120V119H175ZM203 120V119H202ZM212 120V119H211ZM210 120V122H211ZM218 120V121H217ZM231 120V119H230ZM20 121V120H19ZM24 121V122H25ZM188 121V120H187ZM229 121V120H228ZM39 122V121H38ZM171 122V120H170ZM189 122V121H188ZM205 122V120H204ZM207 122V121H206ZM218 122V123H217ZM254 122V121H252ZM264 122V121H263ZM57 123V122H55ZM167 123V122H166ZM177 123V122H176ZM175 123V124H176ZM191 123V122H190ZM198 123V122H197ZM239 123V122H238ZM33 124V123H31ZM30 124V125H31ZM58 124V123H57ZM56 124V125H57ZM81 124V123H79ZM183 124V123H182ZM208 124V123H207ZM219 124V126H218ZM229 124V123H227ZM82 125V124H81ZM181 125V124H180ZM189 125V124H188ZM200 125V124H199ZM24 127L26 125H23ZM34 126V125H33ZM49 126V127H48ZM52 126V125H51ZM59 126V124H58ZM80 126V125H78ZM195 126V125H194ZM212 126V123H211ZM56 127V126H55ZM167 127V126H166ZM214 127V125H213ZM28 128V127H27ZM53 128V127H52ZM216 128V127H215ZM214 128V129H215ZM16 129V128H15ZM22 129V128H21ZM24 129V128H23ZM22 129V130H23ZM26 129V128H25ZM59 129V128H58ZM14 131V129H11ZM172 130V129H171ZM203 130V129H202ZM213 130V129H212ZM26 131V130H25ZM209 131V130H208ZM222 131V130H221ZM224 131V130H223ZM222 131V132H223ZM227 131V130H226ZM229 131V130H228ZM63 132V131H62ZM170 132V131H169ZM179 132V131H178ZM204 132V131H203ZM214 132V131H213ZM172 133V132H171ZM181 133V132H180ZM209 133V132H208ZM215 133V132H214ZM227 133V132H226ZM233 133H231L233 135ZM234 133V135H235ZM166 134V133H165ZM217 134V132L215 133ZM179 135V134H178ZM181 135V134H180ZM179 135V136H180ZM220 135V134H219ZM228 135V134H227ZM65 136V135H64ZM192 136V135H191ZM208 136V135H207ZM223 136V135H222ZM16 137V136H15ZM33 137V138H31ZM69 137V138H68ZM212 137V136H211ZM210 137V138H211ZM236 137V136H235ZM9 138V139H8ZM26 138V139H27ZM64 138H67L71 141V139H73V143H75L76 141H78L76 138L73 136V138L68 135L67 137L65 136ZM169 138V137H168ZM167 138V140H168ZM178 138V137H176ZM184 138V137H182ZM186 138V137H185ZM184 138V139H185ZM232 138V137H231ZM242 138V139H243ZM244 138V139H245ZM51 139V140H49ZM82 139V138H81ZM129 139V138H128ZM163 139V138H162ZM190 139V138H189ZM33 140L28 141L31 142V144H33L32 142H34ZM174 140V139H173ZM203 140V139H202ZM229 140V139H228ZM227 140V141H228ZM238 140V139H237ZM80 141V140H79ZM130 141V140H129ZM170 141V139H169ZM185 141V140H184ZM226 141V140H225ZM43 142V141H42ZM168 142V141H167ZM171 142V141H170ZM173 142V141H172ZM192 142V141H191ZM222 142V141H221ZM245 142V144H246ZM23 143V142H22ZM79 143V142H78ZM76 142V145L78 144ZM134 143V142H133ZM204 143V142H203ZM217 143V141H216ZM10 146H9V145ZM25 144V143H24ZM35 144V143H34ZM33 144V145H34ZM40 144V143H39ZM42 144V143H41ZM50 145L52 144V142L49 143ZM188 144V143H187ZM9 147H8V146ZM13 145V143H12ZM23 145V144H21ZM29 145V143H28ZM27 145V146H28ZM53 145V144H52ZM52 145L50 147H52ZM129 145H131L127 139L121 140L117 143V147H115L116 149L123 150L126 149L127 147H129ZM153 145V144H152ZM158 145V144H157ZM191 144H189L190 146ZM203 145V144H202ZM220 145V144H219ZM243 145V144H242ZM15 146V145H14ZM54 146H58V144ZM193 146V145H192ZM20 147V145H19ZM25 147V146H24ZM30 147V146H29ZM78 147V146H77ZM224 147V146H223ZM241 147V146H240ZM14 148V147H13ZM17 148V147H15ZM23 148V147H22ZM39 148V147H38ZM112 148V147H111ZM130 148V147H129ZM180 148L182 150H180ZM184 148V146H183ZM222 148V149H221ZM49 149V148H48ZM128 149V148H127ZM132 149V148H131ZM152 149V148H151ZM149 149V150H151ZM192 149V148H191ZM196 149V148H195ZM259 149V148H258ZM18 150V149H17ZM46 150V149H45ZM148 150V149H147ZM146 150V151H147ZM152 150H155L152 149ZM181 151L180 153L178 151ZM188 150V149H187ZM11 151V153H10ZM53 151V150H52ZM124 151V150H123ZM258 151V152H259ZM50 152V150L48 151ZM61 152V151H60ZM112 152V151H111ZM156 152V150H155ZM13 156L9 155L11 157L8 158L9 156H6L8 154H12ZM146 153V152H145ZM144 153V154H145ZM196 153V152H194ZM256 153V152H255ZM7 157H5L4 155ZM59 154V153H58ZM114 154V153H113ZM122 154V153H121ZM148 154V153H147ZM151 154H153L151 152ZM2 155V156H1ZM95 155V154H94ZM156 155V154H155ZM59 157H61L62 155H57ZM64 156V155H63ZM99 156V155H98ZM2 157V158H1ZM5 157V158H4ZM152 157V156H151ZM155 157V156H154ZM236 157H239L236 156ZM235 157V158H236ZM247 156H245L246 159ZM240 158V160H241ZM96 161V158H94ZM199 159V160H198ZM257 159V158H256ZM138 160V159H137ZM151 160H156L157 159H152ZM238 160V158H237ZM94 161V160H93ZM154 161V162H156ZM245 161V160H244ZM43 162L44 164H42L43 166L46 165L47 163L49 165H47L46 167H44V169L46 170V174L45 177L46 179L44 180V183H37L35 185H33L31 187V191H33V197L31 199V202H29V199L27 200L30 205H32V207L38 209L39 207L43 206L42 204H46L47 206L50 205V209H51V216H49L50 218L52 217V220L49 219L48 221L44 218H40L38 217L35 213H31L29 214L26 226H32L34 227L35 225H43L45 224L46 227V231L44 233H42V235L39 237L38 234H41V230H36V237L31 241L28 238H25V240H21V237L24 236V232L23 230L18 229L19 228V223H23L24 220L26 219L25 216L27 214L24 213L23 217L18 216L19 214V210L22 207L23 204V199L25 200V193L29 192L28 190H30V185L27 186V183L29 181L28 178H31L32 175H28L25 172L21 173L20 171H25L24 169L28 168L27 166H31V165H36ZM153 162V161H152ZM199 162L202 163V165H200L201 167L198 166V168H202V166L204 165L206 168V170L204 171V174L206 172V174L204 175L203 173H200L202 171H198V169L196 168L197 165H199ZM242 163V160L240 161ZM46 163V164H45ZM97 163V162H96ZM232 163V162H231ZM215 164V165H213ZM224 164V165H223ZM237 164V165H236ZM247 164V163H246ZM20 165H22L20 167ZM215 167H213V166ZM223 165V166H222ZM151 166V165H150ZM241 166V168H239ZM250 166V165H248ZM189 167V168H188ZM186 168H188L187 170L190 169V171H192V174L189 173L188 175L186 174L185 170ZM196 168V169H195ZM224 168V170H223ZM239 168V170H238ZM64 169V170H63ZM154 169V168H153ZM158 169V170H157ZM201 170V169H200ZM214 170L218 171L214 174H212V171L214 172ZM242 171L240 174L238 173L239 171ZM252 170H255L254 172H252ZM61 173V176L59 175ZM146 175H145V174ZM208 174V178L206 179L205 176H207ZM254 176V182L250 179L251 177ZM65 175V176H62ZM243 176V175H242ZM257 176H259L257 178ZM141 177V178H142ZM210 177V178H209ZM67 178V176H66ZM245 178V177H244ZM107 179V178H106ZM143 179V180H144ZM80 180V181H81ZM108 180V179H107ZM246 180V178H245ZM79 181V182H80ZM144 182V181H143ZM142 182V183H143ZM245 182V183H243ZM258 183V184H257ZM257 184V185H256ZM78 185V184H77ZM81 186V184H80ZM97 186H102V184H98ZM60 187L62 189H60ZM73 187V186H72ZM75 187V186H74ZM77 188V187H76ZM75 188V189H76ZM140 189V188H139ZM73 191H75L73 189ZM29 195V194H28ZM73 195V192H72ZM75 195V194H74ZM142 196V195H141ZM76 197V195H75ZM258 198L259 202H254L252 201V199ZM28 198V197H27ZM77 198V197H76ZM67 200V199H66ZM69 200V199H68ZM133 201V203H134ZM40 202H42V204H39ZM135 202V203H136ZM27 203V202H26ZM19 205L20 208H19ZM27 205V204H26ZM30 205L28 204L27 208L30 207ZM45 206V205H44ZM25 207V205H24ZM23 207V209H24ZM31 207V209H32ZM46 207V206H45ZM33 208V209H34ZM96 208V211H95ZM22 209V208H21ZM102 209V208H101ZM148 210V211H147ZM94 211V214L91 215L90 212ZM147 211V212H146ZM158 211V212H156ZM22 212V210H21ZM136 212V211H134ZM156 213L159 215L157 218L162 219L163 221V225L157 224V222L155 223V218L157 215ZM21 215V216H22ZM91 216V217H90ZM106 216V215H105ZM112 216V215H109ZM107 217L110 218L109 220L113 221L114 223H118L119 221L115 220L117 218V216H113V217ZM38 217V218H37ZM60 219V220H59ZM101 219V217H100ZM159 219V220H160ZM119 220V219H118ZM122 220V219H121ZM121 222V221H120ZM146 223V224H149ZM83 223H85V221H83ZM92 223L97 225V222L93 221ZM113 223V225H114ZM159 223V222H158ZM95 225V226H96ZM121 225V224H120ZM67 226V225H66ZM89 227H95L93 226V224H91V222H89L88 224ZM98 227H99V223H98ZM109 228V227H108ZM92 230V231H93ZM148 231V230H147ZM64 232V233H63ZM76 233V232H75ZM131 233V232H130ZM150 233V232H149ZM150 233V234H151ZM39 238H38V237ZM88 237V236H87ZM153 238V239H154ZM50 239V240H48ZM20 240V241H18ZM48 240V241H45ZM71 242V246L67 243ZM18 243H22L20 246L18 245ZM114 244L116 245L117 249H111L110 246H108L109 244ZM20 249V250H19ZM73 249V250H72ZM35 250V249H34ZM54 253V254H53ZM36 254V253H35Z\"/></svg>", "mask_w": 264, "mask_h": 264}]
</instances>
